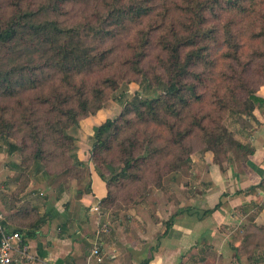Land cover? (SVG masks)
I'll return each instance as SVG.
<instances>
[{
  "label": "trees",
  "instance_id": "1",
  "mask_svg": "<svg viewBox=\"0 0 264 264\" xmlns=\"http://www.w3.org/2000/svg\"><path fill=\"white\" fill-rule=\"evenodd\" d=\"M76 1L9 0L0 8V49L5 51L0 58V80L6 96L16 97L30 85V80L22 82L25 73L36 76L47 68L56 79L40 102L46 112L45 129L26 120L32 127L31 159L41 162L36 176L44 173L49 160L48 144L61 150L63 162L72 160L65 154L75 140L66 131L89 115L91 107L101 109L107 93L119 90L129 77L142 78L149 93L162 91L154 98L136 93L118 118L99 125L93 156L108 147L107 135L137 124L148 129L137 143H163L154 149V157L171 154L173 146L197 130L216 162L218 154H228L226 144L247 150L220 123L213 121L214 128L205 126L204 119L210 115L201 118L194 111L211 101L217 112L233 109L253 117L256 108L264 107V99L256 95L264 86V0H107L104 10H97L89 20L64 25L59 18L67 4ZM90 38L98 44L94 46ZM114 42H121V48L116 49ZM34 57L39 59L36 63ZM0 123L10 133L3 116ZM30 148L10 143L8 152ZM187 162H192V155ZM143 163L145 159L132 157L124 171ZM78 166L71 164L64 174L83 177ZM99 175L108 187L107 197L100 202L103 210L112 199V190L103 174ZM69 177L60 182V190Z\"/></svg>",
  "mask_w": 264,
  "mask_h": 264
},
{
  "label": "crops",
  "instance_id": "2",
  "mask_svg": "<svg viewBox=\"0 0 264 264\" xmlns=\"http://www.w3.org/2000/svg\"><path fill=\"white\" fill-rule=\"evenodd\" d=\"M256 95L264 99V86ZM253 115L248 137L239 135L247 150L231 148L218 162L212 152L192 156L165 225L148 213L103 220L95 207L108 187L85 145L77 156L83 177H69L62 190L59 181L50 183L36 171L26 182L8 167L0 171V231L22 238L14 264H264L259 253H248L255 232L264 228V107ZM104 223L109 232L99 236ZM97 244L102 263L92 256Z\"/></svg>",
  "mask_w": 264,
  "mask_h": 264
},
{
  "label": "rangeland",
  "instance_id": "3",
  "mask_svg": "<svg viewBox=\"0 0 264 264\" xmlns=\"http://www.w3.org/2000/svg\"><path fill=\"white\" fill-rule=\"evenodd\" d=\"M7 2L9 0H0V8H4ZM104 2H107V0H78L74 3H69L66 6L64 14L59 19L64 22V25L74 24L83 18L89 20L94 12L104 10ZM1 12L2 10L0 9ZM89 40L90 42H95L92 38ZM97 44L98 41L95 42L94 46ZM114 44H117L116 49L122 46L121 42H114ZM4 54L5 51L0 49L1 59H3ZM34 60L36 63L39 59L38 57H34ZM111 60L117 62L116 58H112ZM158 71H161L160 66H158ZM23 76V84L29 80L31 83L28 86L29 88L27 87L19 91L16 97L6 96L2 84L3 79L0 80L2 84H0V118L3 116L11 127L9 133L8 131H4L5 126L0 123V171L6 170L8 167L11 171L16 172L17 176L18 174L24 176L23 182H26L28 175L35 171L37 172L41 166L40 161L34 162L31 159V152L34 147L30 135L31 125L40 127L45 120L44 116H46V112L43 106L40 105V102L47 96L50 89L49 86L56 79L53 71L47 68L36 73V76L35 74H31V72L25 73ZM128 79L121 85L119 90L107 93L101 109L95 111L93 110L94 106L93 108L91 107L92 111L89 115L80 117L78 124L73 125L66 131L75 140L74 147L65 154V158L72 159H70V162H63L61 160V150H56L53 145L50 147L49 144H46V149L51 154L48 157L49 160L44 165L46 166L44 173H41V175L46 176V179L50 183L68 181L70 175H65L64 172L71 164L74 166L78 165L77 156L81 154L83 145H85L86 150L87 147L89 148L90 159L95 169L99 174H103L112 190V199L103 208L105 214L103 220L108 219L112 220L113 223L115 221L118 223L121 219L130 216V214L137 213L140 217L144 215L145 217L143 218H146L148 213L150 218H153V221H162V225H165L167 223L165 219H169V213L173 212V205L176 203L179 188L185 180H188L192 169V162H187V158L191 155L202 156L205 152H208L207 145L203 141V135L201 136V132L197 130L186 141L180 145L173 146L169 150L171 154L154 157V149H160L163 143L160 141L152 146L137 143L136 141L139 138H144L148 131V129L137 124L134 128H122L119 131L114 130L110 134L111 136L107 135L108 147L100 152L98 156H93L94 135L99 125L108 119L118 118L125 110V104L133 100L136 93L141 92L140 95L143 97L154 98L162 91L149 93L146 89V83L142 78L129 77ZM33 86L36 88L31 89L30 87ZM120 95L123 96L122 99H119ZM202 106L199 110H195L194 113L198 114L201 118L211 116L210 119H204L205 126L214 128L216 125L213 124V121L218 122L238 142H240L239 135H242L244 138L248 137L251 128L256 123L253 113L254 119L247 114H239L233 109L223 112L219 110L217 112V109H214L216 104L211 106V101L202 104ZM26 120H29L31 125H27ZM42 128L45 129L44 124H42ZM154 129L152 127L150 131L154 133ZM129 138L134 139L128 140ZM10 143L20 145L22 148L28 145L31 148L11 154L8 152ZM133 144H136V146H133ZM230 149L231 146L226 144L225 150L229 151ZM185 150H187V153H185ZM223 152L225 151L221 153ZM131 154L134 155L131 156ZM132 157L143 158L146 160V163L141 164L139 168L134 170L124 171L127 160ZM181 158L183 160L178 161ZM217 159H221V155L219 157L218 154ZM175 169L177 170L172 171ZM77 171L79 175H83V170L77 168ZM157 211H159L160 217L156 216ZM250 244L248 253H259L260 256L264 253V228L257 231V233L255 232Z\"/></svg>",
  "mask_w": 264,
  "mask_h": 264
},
{
  "label": "built area",
  "instance_id": "4",
  "mask_svg": "<svg viewBox=\"0 0 264 264\" xmlns=\"http://www.w3.org/2000/svg\"><path fill=\"white\" fill-rule=\"evenodd\" d=\"M100 207L96 206L95 210L99 211ZM109 232V224L104 223L98 231V235L102 236ZM21 236L19 233H8L5 230L0 231V264H14V251L21 244ZM92 256L98 263L104 260L103 249L100 245H96L92 251Z\"/></svg>",
  "mask_w": 264,
  "mask_h": 264
}]
</instances>
